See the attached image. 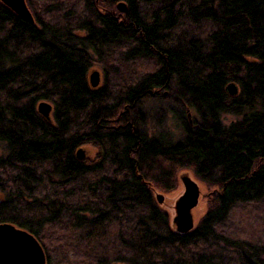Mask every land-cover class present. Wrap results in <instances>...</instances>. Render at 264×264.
I'll return each mask as SVG.
<instances>
[{
	"label": "trees",
	"instance_id": "1",
	"mask_svg": "<svg viewBox=\"0 0 264 264\" xmlns=\"http://www.w3.org/2000/svg\"><path fill=\"white\" fill-rule=\"evenodd\" d=\"M27 4L39 26L0 4V224L31 234L46 264H264V0ZM151 100L182 139L142 131ZM86 146L95 157L78 159ZM186 169L208 194L180 235L154 195Z\"/></svg>",
	"mask_w": 264,
	"mask_h": 264
},
{
	"label": "water",
	"instance_id": "2",
	"mask_svg": "<svg viewBox=\"0 0 264 264\" xmlns=\"http://www.w3.org/2000/svg\"><path fill=\"white\" fill-rule=\"evenodd\" d=\"M0 3L17 18L34 24V18L26 0H0ZM118 10L120 12L125 11L122 3L118 4ZM99 83L100 74L97 71H92L88 77L89 86L96 89ZM226 91L230 96H234L237 89L230 84ZM51 111L52 106L48 103L41 102L38 105V113L47 121L51 120ZM83 153L81 149L77 151L78 159H83ZM178 181L181 184V192L177 200L171 208H167L168 205H166L163 209L167 208L170 228L177 234L185 235L194 231L199 222L197 219L195 223L196 219H194L192 212L198 207L201 193L197 182L192 177L180 176ZM154 198L158 206H161L164 196L155 193ZM0 264H46V258L42 247L31 234L10 224H0Z\"/></svg>",
	"mask_w": 264,
	"mask_h": 264
},
{
	"label": "rangeland",
	"instance_id": "3",
	"mask_svg": "<svg viewBox=\"0 0 264 264\" xmlns=\"http://www.w3.org/2000/svg\"><path fill=\"white\" fill-rule=\"evenodd\" d=\"M26 2H27V0H26ZM92 71H97L100 74V83L97 87V88H100L102 86L103 82L105 81L103 68L97 62L92 63L91 68L89 69L88 74H87V82H88L89 74ZM108 75L110 76L111 73ZM108 79H110V78L108 77ZM163 92H164L163 96L167 97L168 91H163ZM236 93H237V91H236ZM42 102H44V101H42ZM160 102L151 100L149 102L144 103L141 106V109H140L141 113H147L148 112V114H150V116H148V118L145 120V123L142 127V131L146 132L148 134V137H152L156 133H164V134L167 133L168 135H170L171 139L174 142L182 139L183 133H182L181 124L179 123L178 118L176 116L171 115L167 110H166L165 114L161 115V113H162L161 111H164L165 108L169 105L166 102H163V101H160ZM48 104H50V103H48ZM188 113H189L188 121H189V123L192 124V122L195 120V115L191 111H189ZM51 114H52V111L50 113V118H51ZM222 120H223V123L225 125H229V124L234 122L235 118L230 116V115H226V116L222 117ZM80 149L83 150V152H84L83 153V159L87 158V156L88 157L90 156L93 159L96 155V150L90 146L82 147ZM81 157H82V155H81ZM184 175H187L190 178L192 177L193 180L195 182H197L199 189H200L201 197H200L199 202H198V207L195 210H193V212H192L194 219H196L195 220V223H196L197 219L199 220L205 212V203L203 201V197L206 196V194H208V191L206 190L204 184L201 183L198 179H196L193 176L192 171L189 169L178 171L177 178H176L177 185H176V188L172 192H170V193H159V194L164 196V198H163L164 202L162 201V203H161L163 206L161 205L162 207L161 206L160 207L163 209L164 207H166V205H168L167 208H171L173 206V203L177 200V198L181 192V184L178 181V178L180 176L182 177ZM166 209H163V210L167 211ZM196 216H197V218H196Z\"/></svg>",
	"mask_w": 264,
	"mask_h": 264
},
{
	"label": "bare ground",
	"instance_id": "4",
	"mask_svg": "<svg viewBox=\"0 0 264 264\" xmlns=\"http://www.w3.org/2000/svg\"><path fill=\"white\" fill-rule=\"evenodd\" d=\"M121 3V2H120ZM120 3H117L116 4V6H115V8H116V10L118 11V12H120L119 10H118V4H120ZM1 4V3H0ZM123 4V6H124V10H126V5L124 4V3H122ZM2 5V4H1ZM3 6V5H2ZM50 6H53V5H50ZM3 7H5V6H3ZM6 8V7H5ZM46 6L45 7H42L40 10H39V15H38V17H39V20H40V22H42L43 24L45 23V19L47 18V14H46V12H44V11H46ZM30 12H31V14H32V16H33V12L31 11V9H30ZM46 17V18H45ZM33 18H34V16H33ZM19 19V18H18ZM21 22H23V23H27V22H25V21H23V20H21V19H19ZM27 24H29V23H27ZM34 24L36 25V26H39V24H36V21H35V19H34ZM88 74V73H87ZM166 85H170V82H166ZM155 92L154 91H151L150 93H148V96L149 97H151V96H153L152 94H154ZM42 102V101H41ZM41 102H38L37 104H36V106H35V110L37 111V113H38V105L41 103ZM39 114V113H38ZM40 115V114H39ZM41 116V115H40ZM77 153V152H76Z\"/></svg>",
	"mask_w": 264,
	"mask_h": 264
}]
</instances>
